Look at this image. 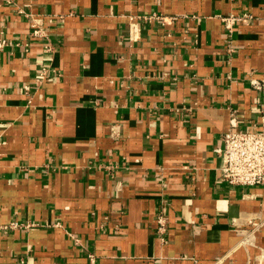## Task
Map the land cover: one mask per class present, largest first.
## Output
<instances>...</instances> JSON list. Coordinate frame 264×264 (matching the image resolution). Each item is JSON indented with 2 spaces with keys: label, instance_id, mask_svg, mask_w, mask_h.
Returning a JSON list of instances; mask_svg holds the SVG:
<instances>
[{
  "label": "crops",
  "instance_id": "crops-1",
  "mask_svg": "<svg viewBox=\"0 0 264 264\" xmlns=\"http://www.w3.org/2000/svg\"><path fill=\"white\" fill-rule=\"evenodd\" d=\"M2 40L0 264H264L215 151L264 130V0H0Z\"/></svg>",
  "mask_w": 264,
  "mask_h": 264
},
{
  "label": "built area",
  "instance_id": "built-area-1",
  "mask_svg": "<svg viewBox=\"0 0 264 264\" xmlns=\"http://www.w3.org/2000/svg\"><path fill=\"white\" fill-rule=\"evenodd\" d=\"M14 2L15 0H7ZM233 16V15H232ZM227 16L226 23L228 27L229 19L240 18L239 16ZM145 19L159 18L163 22L173 19L175 16H166L159 13H152L144 16ZM138 21H133L130 25L129 36L132 40L137 39L139 34ZM37 31L35 30V33ZM2 40L0 46L5 44ZM52 46L47 44V50H51ZM231 50V48H229ZM47 68H43L40 77L46 76ZM257 87L261 85L255 83ZM28 88V86H27ZM264 113V105L256 106ZM222 145L215 148L216 153L222 160L221 178L231 186H254L264 183V130H238L229 128L222 135ZM160 229H164L165 223L162 217L158 218ZM260 257L264 259V247L260 248ZM91 264H95L93 254H90Z\"/></svg>",
  "mask_w": 264,
  "mask_h": 264
}]
</instances>
